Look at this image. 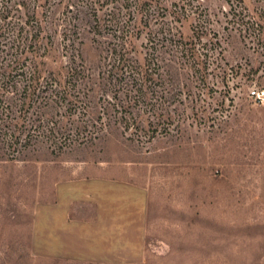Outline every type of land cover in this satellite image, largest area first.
Wrapping results in <instances>:
<instances>
[{"label": "rangeland", "instance_id": "1", "mask_svg": "<svg viewBox=\"0 0 264 264\" xmlns=\"http://www.w3.org/2000/svg\"><path fill=\"white\" fill-rule=\"evenodd\" d=\"M93 1L65 0L55 20L82 32L101 21L103 34L85 48L97 68L118 56L111 35L125 12L115 18L113 5ZM243 2L239 17L264 34V0ZM166 7L125 52L143 60L151 33L169 28L195 40L198 64L188 68L161 48L185 69L174 106L135 110L138 126L114 124L60 155L46 144L10 147L0 127V264H264V48L244 41L248 26L235 24L226 0ZM156 128L151 142L137 140Z\"/></svg>", "mask_w": 264, "mask_h": 264}, {"label": "trees", "instance_id": "2", "mask_svg": "<svg viewBox=\"0 0 264 264\" xmlns=\"http://www.w3.org/2000/svg\"><path fill=\"white\" fill-rule=\"evenodd\" d=\"M167 1L94 0L93 5H113L115 18V11L125 12L124 21L116 25V33L111 35L121 40L111 52L118 56L95 68L94 63L87 61L85 48L97 43L96 36L103 34L98 17L95 24L87 27L88 31L82 32L70 21L55 20V13L65 0H0V127L7 129L10 147L21 145L27 150L46 144L53 154L60 155L67 149L95 142L114 124H124L126 129L138 126L141 117L132 116L135 110L156 114L160 107L174 106L182 92L175 83L185 72L178 61L185 68L191 61L198 64L195 40L185 41L178 28H169L157 42L151 33L147 41L152 45L149 50L154 51L143 60L138 51L132 59L125 52L129 47L135 50V39L141 37L144 27L153 20L158 22L160 13L169 11ZM226 1L235 24L239 28L248 26L241 30L244 41L264 48V34L255 29L258 23L245 24V16L239 17L247 12L243 0ZM153 7L157 13H150ZM180 9L187 12L186 5ZM65 22L69 23L64 25ZM91 35L94 37L89 38ZM158 46L160 49L156 50ZM119 47L122 49L118 53ZM161 48H171L168 55L172 52L178 61H166L162 55L167 51L162 52ZM221 56L222 51L216 60ZM167 79L171 85L166 84ZM112 111L121 116L114 120L106 117ZM167 113L169 126L172 117ZM156 120L149 121L151 126L158 125ZM156 133L157 128L152 135H136L137 140L146 138L151 142ZM22 152L16 149L13 154Z\"/></svg>", "mask_w": 264, "mask_h": 264}, {"label": "built area", "instance_id": "3", "mask_svg": "<svg viewBox=\"0 0 264 264\" xmlns=\"http://www.w3.org/2000/svg\"><path fill=\"white\" fill-rule=\"evenodd\" d=\"M253 95L255 96V95H259V94H257V92H253Z\"/></svg>", "mask_w": 264, "mask_h": 264}]
</instances>
